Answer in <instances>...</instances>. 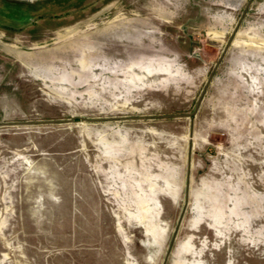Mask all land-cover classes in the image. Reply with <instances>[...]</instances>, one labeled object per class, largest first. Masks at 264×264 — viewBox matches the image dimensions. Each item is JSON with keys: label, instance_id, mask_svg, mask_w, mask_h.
I'll return each mask as SVG.
<instances>
[{"label": "rangeland", "instance_id": "rangeland-1", "mask_svg": "<svg viewBox=\"0 0 264 264\" xmlns=\"http://www.w3.org/2000/svg\"><path fill=\"white\" fill-rule=\"evenodd\" d=\"M0 121V264H264V0H0Z\"/></svg>", "mask_w": 264, "mask_h": 264}, {"label": "water", "instance_id": "water-1", "mask_svg": "<svg viewBox=\"0 0 264 264\" xmlns=\"http://www.w3.org/2000/svg\"><path fill=\"white\" fill-rule=\"evenodd\" d=\"M229 41H230V38H229ZM227 45H228V43L226 44V47H227ZM221 57H222V54L220 55V57L218 58L217 62L215 63V65H214V67L212 69V72L217 67V65H218ZM212 72L210 73V75H209V77H208L205 85L203 86V88H202V90H201V92H200V94L198 96V99L196 101V104L194 106V109L191 112H189L188 115L191 116V115H194L196 113V111L198 109V106H199V103L201 101L202 95H203V93L205 91V88H206V86H207V84H208V82H209V80H210V78L212 76ZM163 115L164 116H169V115H180V114H163ZM86 119H94V118H86ZM67 120H71V119H67ZM41 121H43V122H54V121H58V120L50 119V120H41ZM25 122H27V121H15V122H12V121H0V125H8V124H16V123H25Z\"/></svg>", "mask_w": 264, "mask_h": 264}]
</instances>
